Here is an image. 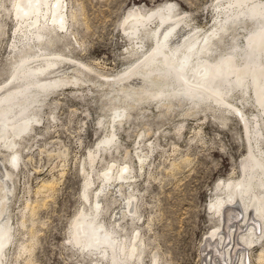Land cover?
Here are the masks:
<instances>
[{"label":"rangeland","instance_id":"obj_1","mask_svg":"<svg viewBox=\"0 0 264 264\" xmlns=\"http://www.w3.org/2000/svg\"><path fill=\"white\" fill-rule=\"evenodd\" d=\"M11 1L0 0V85L10 82L14 68L10 61L14 54L11 44L16 38ZM218 1L221 0H64L66 14L74 12L77 22L75 19L67 34L45 33L51 40L46 49L83 63L85 66H75L87 78L101 81L104 76L124 75L132 63L136 64L137 58L135 49L130 53L133 56L128 53L130 44L122 30L121 19L131 9L146 14L158 6L172 4L176 13L187 17L190 31H209L218 14ZM244 19L246 23L251 21ZM131 23L129 20L123 25L127 27ZM227 32L220 39L223 42H216L221 48L211 51L212 55L219 50L228 51L233 40L244 44V38L239 35L243 29H236L238 34L233 40ZM144 40L148 50L153 40L151 37ZM222 84L227 87L225 82ZM79 86L54 89V93L46 97L45 106L38 109L39 122L33 124L30 133L23 135V141L20 139L19 166L11 179H5L6 184L11 182V188L10 193L6 191L7 210L4 208L3 216L8 217L13 233L12 241L3 248V264H95L69 238L75 217L82 208L87 209L81 195L82 168L91 174L97 185L98 175L111 163L128 165L134 175L131 182L134 187L130 183L129 188L133 190L136 216L132 222L125 219L117 229L127 243L137 232L142 242V245L137 243L141 256L129 264H207L210 254L202 249L204 241L222 226L221 217L214 214L209 204L225 191L223 183L238 181L244 176L242 163L250 162L251 132H247L233 109L206 107L205 104L211 103L209 99L193 107L189 101L178 103L173 99L172 105L166 107L155 98L133 101L125 96V102H130L132 107L127 110L128 117L115 127L118 144L102 151L91 165L88 151L95 149L106 134L104 123L109 117L100 123L106 101L98 87ZM75 90L84 96H75ZM227 99L250 121L258 115L252 105V93L248 97L238 92ZM260 147L264 150V139ZM1 150L3 148L0 154L4 156L0 155V169L1 163L8 165L4 159L7 150ZM136 153L144 154L140 167ZM49 179L55 182L51 183L48 196L44 195L48 191H38L42 195L34 191L42 181ZM126 190L123 185V192ZM105 194L100 197L105 212L101 210L103 213L98 216L109 227L113 215L120 209L121 199L113 191ZM25 202L31 204L27 207ZM260 226L264 228V224L259 223L258 230ZM263 243L264 235L245 248L247 264H259L256 258ZM21 245L25 246L24 250ZM101 261L98 264H106L104 259Z\"/></svg>","mask_w":264,"mask_h":264},{"label":"bare ground","instance_id":"obj_2","mask_svg":"<svg viewBox=\"0 0 264 264\" xmlns=\"http://www.w3.org/2000/svg\"><path fill=\"white\" fill-rule=\"evenodd\" d=\"M11 6L16 38L11 44L14 54L10 61L14 68L10 73V82L0 85V149L7 150L4 159L8 164L5 166L1 163L0 169V264H3L5 256L3 248L13 233L8 217L3 216L6 191L11 188V182L6 184L5 179H11L19 166V149L22 146L18 147L23 135L30 133L34 129L33 124L39 122L41 114L38 109L47 103L46 97L54 89L81 84L98 87L106 101L100 123H104L106 116L109 117L104 123L106 134L95 149L88 151V162L91 165L102 151L118 144L115 127L128 117L129 108L132 107L130 102H125V96L133 101L155 98L157 103L166 107L172 105L173 99H177L178 103L189 101L190 107L209 99L214 105L205 104L208 108L223 106L236 112L247 132H251L252 142H248L250 162L242 163L244 176L238 181L223 183L225 191L209 204L214 214L221 217L222 226L211 232L202 249L210 254L207 264H247L245 248L264 235V228L260 226L258 230L259 223L264 224V194L261 193L264 191V150L260 147L264 139V0L218 1V14L209 31H190L192 29L187 17L176 13L172 4L158 6L146 14L131 9L121 21L122 30L130 44L128 53L133 49L136 51V64L132 63L124 75L111 78L104 76L101 81L83 76L79 67L75 66H85L83 63L46 49L51 40L45 33L67 34L75 19L77 22L74 12L69 16L66 14L64 0H12ZM244 18L251 21L246 23ZM129 20L132 21L131 25L125 27L123 24ZM1 27L0 22V32ZM237 28L244 30L239 34L244 38V44L233 40L237 37ZM229 29L235 32H227ZM224 32L229 33L233 40L229 50H219L212 55L211 51L218 48L216 42L223 37ZM145 37L153 40L148 50ZM223 82L227 87L223 86ZM238 92L248 97L249 93L253 94L252 105L258 115H254L251 121L227 99ZM73 94L84 96L79 90L73 91ZM241 100H244L243 96ZM136 157L139 167L142 166L144 154L136 153ZM82 172L81 195L87 209L82 208L73 219L69 239L81 251H85L95 264L102 263L101 258L106 264H129L132 259L141 256L137 245L140 242L139 234H133L127 243L117 229L125 219L131 221L136 216L133 190L129 188L134 175L128 165L111 163L98 175V184L95 185L93 177L85 172L84 167ZM13 179L16 181V177ZM51 179L42 181L34 191H48L44 194L48 196L51 183L55 182ZM123 185L127 187L126 192H123ZM108 191H113L115 195L117 193L121 199L120 209L113 215L109 227L98 216L102 208L105 209L100 197ZM38 193L42 195V192ZM112 199L115 200V197ZM28 203L25 202V206ZM20 247L23 250L25 248L23 245ZM256 259L259 264L264 262V246Z\"/></svg>","mask_w":264,"mask_h":264}]
</instances>
